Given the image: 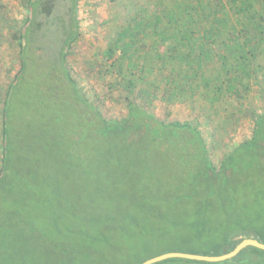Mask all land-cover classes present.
I'll return each mask as SVG.
<instances>
[{
  "label": "trees",
  "instance_id": "16d2710c",
  "mask_svg": "<svg viewBox=\"0 0 264 264\" xmlns=\"http://www.w3.org/2000/svg\"><path fill=\"white\" fill-rule=\"evenodd\" d=\"M150 2L155 8H138L104 52L119 53L116 70L128 102L125 118L108 120L81 94L66 64L77 0H27L26 20L11 36L20 66L2 108L0 264H142L167 253L221 256L244 239L264 244V109L254 116L251 137L215 162L190 123H164L132 100L137 80L148 79L156 65L167 71L166 102L189 95L212 107L234 88L242 91L264 53V24L251 15L244 23L252 0H234L232 17L217 5L202 7V0L197 7ZM43 66L85 119L73 121L80 131L56 135L38 113L20 119L30 109L28 76ZM32 119L41 134L25 128ZM156 264H264V251L247 247L217 263Z\"/></svg>",
  "mask_w": 264,
  "mask_h": 264
},
{
  "label": "rangeland",
  "instance_id": "374dc122",
  "mask_svg": "<svg viewBox=\"0 0 264 264\" xmlns=\"http://www.w3.org/2000/svg\"><path fill=\"white\" fill-rule=\"evenodd\" d=\"M150 1L77 0V35L67 52L66 64L81 94L105 119L125 118L128 102L122 85L119 84L120 77L116 70L119 64V53L117 51L113 57L109 58L104 52L113 47L117 34L133 21L132 16L138 8L153 5ZM162 1H165L166 5L172 0ZM186 1L192 4L195 2V0ZM202 2V7L208 9L210 4L217 5L221 8L222 14L227 13L231 17L236 6L234 0H202ZM26 3L27 0H0V152L4 96L20 66L19 49L11 36L21 29L26 20ZM64 13L63 8L60 14ZM244 15V23L249 22L246 16L251 15L253 22L264 24V0H252L250 9ZM56 40V37L51 39V45L54 47H56ZM262 48L264 50V44ZM260 59H264V53ZM260 59L255 63L256 65H252V78L244 79L248 86L240 91L238 81L235 85L239 91L234 88L237 92L225 94L212 107L208 101H202L197 96L174 97L171 102L163 100L162 91L165 90V85L162 83L167 71L160 69L158 65L150 72L148 79L137 80L132 100L164 123L172 121L190 123L198 130L210 156L216 162L233 145L251 137L254 116L260 115L264 109V60ZM216 68V65L212 66V69ZM28 77L29 81L24 93L25 98L28 99L26 101L30 102V109L25 112L23 108L19 112L20 119L26 114L34 116L38 113V117H44L49 122L56 135L80 131L83 128L73 123V121L84 122L85 119L78 115L77 105L70 98L68 90L62 89L64 86L56 80L50 67L43 66L39 73L30 74ZM150 81L153 84L149 87L152 94L146 95L145 91ZM53 102L57 104H52ZM25 128L33 135L41 134L38 123L34 119L31 120L30 126ZM156 153V156L161 154L157 151Z\"/></svg>",
  "mask_w": 264,
  "mask_h": 264
},
{
  "label": "water",
  "instance_id": "95a60500",
  "mask_svg": "<svg viewBox=\"0 0 264 264\" xmlns=\"http://www.w3.org/2000/svg\"><path fill=\"white\" fill-rule=\"evenodd\" d=\"M247 247H254L264 251V244L255 239H244L242 240L231 252L221 255V256H203V255H194V254H185V253H167L160 256L148 259L142 264H156L158 262L170 259V258H181L193 261L200 262H210L217 263L230 260L234 258L240 251Z\"/></svg>",
  "mask_w": 264,
  "mask_h": 264
}]
</instances>
